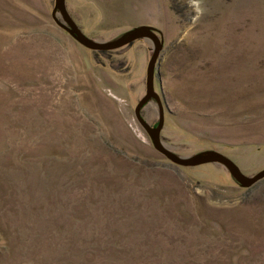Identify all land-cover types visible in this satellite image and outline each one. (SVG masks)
I'll return each instance as SVG.
<instances>
[{
	"label": "rangeland",
	"instance_id": "374dc122",
	"mask_svg": "<svg viewBox=\"0 0 264 264\" xmlns=\"http://www.w3.org/2000/svg\"><path fill=\"white\" fill-rule=\"evenodd\" d=\"M64 1L95 42L161 38L165 147L264 170V0ZM56 4L0 0V264H264V179L159 152L154 44L92 50Z\"/></svg>",
	"mask_w": 264,
	"mask_h": 264
},
{
	"label": "water",
	"instance_id": "95a60500",
	"mask_svg": "<svg viewBox=\"0 0 264 264\" xmlns=\"http://www.w3.org/2000/svg\"><path fill=\"white\" fill-rule=\"evenodd\" d=\"M61 12L64 22L57 21L59 24L66 29L73 37H75L80 43L84 46L95 50V51H109L123 48L129 46L138 40H147L151 41L154 44V54L152 60L149 64L148 69V80H147V94L139 103L136 114L137 118L149 135L152 137L156 148L164 156H166L173 163L185 166V167H195L203 164L215 163L225 166L231 174L245 187H251L255 185L260 180L264 179V170L254 177L246 176L240 169V167L233 162L231 159L222 155L219 152H207L204 154L192 156V157H179L170 151L167 147L164 146L161 138L162 131L165 126V110L162 105L161 96L155 90V78H156V69L157 63L160 58V55L164 48V43L158 34L151 29H137L128 33L126 36L109 43H98L90 38H88L77 23L72 19L69 12L66 9L64 0H57L56 8L54 11V16L56 17L57 12ZM152 98H156L161 106V120L158 126L151 125L143 116L142 110L145 106L150 103Z\"/></svg>",
	"mask_w": 264,
	"mask_h": 264
},
{
	"label": "flooded vegetation",
	"instance_id": "af4514ba",
	"mask_svg": "<svg viewBox=\"0 0 264 264\" xmlns=\"http://www.w3.org/2000/svg\"><path fill=\"white\" fill-rule=\"evenodd\" d=\"M159 123H160V122H158V124H157L156 126H158V125H159ZM156 126H155V127H156Z\"/></svg>",
	"mask_w": 264,
	"mask_h": 264
}]
</instances>
